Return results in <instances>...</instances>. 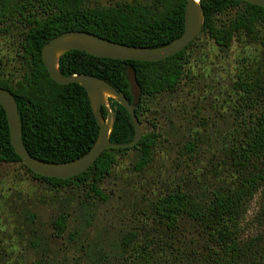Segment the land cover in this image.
Instances as JSON below:
<instances>
[{
	"label": "rangeland",
	"instance_id": "374dc122",
	"mask_svg": "<svg viewBox=\"0 0 264 264\" xmlns=\"http://www.w3.org/2000/svg\"><path fill=\"white\" fill-rule=\"evenodd\" d=\"M133 2L153 0H91L89 6ZM234 13L218 15L216 22ZM20 38L18 31L0 35V78L15 74L20 79ZM188 55L178 89L146 101L143 127L161 135L154 162L136 171L137 150L119 156L99 184L107 200L95 196L89 184L54 188L20 163L0 162V264L224 263V248L202 225L181 219L170 229L155 215L154 205L173 191L209 201L215 192L239 184L243 167L235 153L263 107L236 83L254 79L259 65L264 67V27L257 40L243 35L229 48L202 33ZM258 171H264V156L247 169ZM60 216L67 218L64 230L55 225ZM255 237L260 242L247 264H264V181L240 234L245 244Z\"/></svg>",
	"mask_w": 264,
	"mask_h": 264
},
{
	"label": "trees",
	"instance_id": "16d2710c",
	"mask_svg": "<svg viewBox=\"0 0 264 264\" xmlns=\"http://www.w3.org/2000/svg\"><path fill=\"white\" fill-rule=\"evenodd\" d=\"M90 1L0 0V35L19 32L17 54L22 71L19 80L15 74L0 78V88L11 91L16 98L25 148L46 162L65 163L85 155L97 141L99 126L87 91L79 84L61 85L50 77L42 59L45 44L65 32L85 31L127 46L158 48L178 39L185 29L186 0L118 3L105 7H91ZM200 4L205 15L203 33L221 48H229L235 38L243 35L257 40L264 27V7L237 0H200ZM231 11L235 12L231 19L221 24L216 22L218 15ZM195 42L159 62L114 60L74 50L62 56L59 69L66 76L88 74L102 78L133 102L127 70L134 68L142 89L136 114L143 124V116L148 111L147 99L178 89L185 76L188 50ZM260 66L262 63L254 79L236 83V88L243 90L251 102L263 107L235 153L238 164L243 167L237 187L219 190L204 202L188 192L173 191L154 205L155 215L170 229L176 228L181 219L202 225L224 248L227 257L223 264H237L241 260L247 264L252 258L248 255L256 252L260 242L256 237L246 244L240 239L250 203L264 181V171L247 172L252 161L264 156V67ZM109 105L114 119L112 142H132L135 127L129 112L112 98ZM102 111L107 116V109ZM160 138L156 131H145L137 146L106 150L88 171L76 177L66 180L44 177L33 173L16 153L7 114L0 103V162L20 163L33 178L54 188L89 184L90 191L101 200H107V196L99 184L111 174L119 156L137 150L139 158L134 169L143 171L154 162ZM55 225L64 230L67 218L60 216Z\"/></svg>",
	"mask_w": 264,
	"mask_h": 264
},
{
	"label": "water",
	"instance_id": "95a60500",
	"mask_svg": "<svg viewBox=\"0 0 264 264\" xmlns=\"http://www.w3.org/2000/svg\"><path fill=\"white\" fill-rule=\"evenodd\" d=\"M185 29L183 34L168 45L158 48L132 47L105 39L85 31L65 32L44 45L42 59L50 77L61 85L79 84L88 93L91 107L99 126V135L93 147L82 157L65 163H51L40 160L30 154L22 140L21 120L18 103L14 94L0 88V103L4 107L9 122L11 142L23 163L35 174L58 179H70L88 171L108 149L132 148L139 144L144 136V127L136 114L140 103L142 89L137 80L134 68L127 70L133 102L118 91L106 80L94 75L73 74L66 76L59 69L63 55L78 50L95 57L124 61L159 62L172 57L188 48L204 30L205 15L200 0H186ZM264 7V0H237ZM120 103L129 112L135 127V138L132 142L120 144L111 140L113 115L109 99ZM107 109L104 116L102 109Z\"/></svg>",
	"mask_w": 264,
	"mask_h": 264
}]
</instances>
